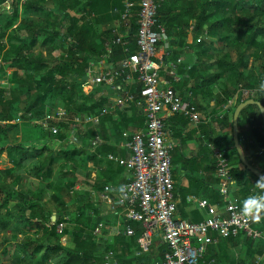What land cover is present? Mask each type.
I'll return each mask as SVG.
<instances>
[{"label":"trees","instance_id":"1","mask_svg":"<svg viewBox=\"0 0 264 264\" xmlns=\"http://www.w3.org/2000/svg\"><path fill=\"white\" fill-rule=\"evenodd\" d=\"M7 1L0 0V9H4ZM56 1L55 5L63 13V18L70 23L67 33L63 36L56 31L47 37L45 34H38L36 24H33L31 17L27 15L22 17L17 27L19 30L25 29L27 34L19 33L16 36L14 32H8L7 28L15 23L19 15V0L12 1L10 9L7 10L9 14L4 11L9 16L5 25L2 24L0 13V80L3 79L2 82H5L8 87L0 85V90H2L0 93V231L11 232L9 242L16 248L21 247V254L12 260L13 264H100L104 253L114 251L110 245L105 246L103 252L97 250L100 243L93 236V229L99 220L98 216L85 217L83 213L85 207L91 206L89 199L78 200L77 203H80L81 206L73 212L66 210L63 196H72L73 193L70 192H73L74 184L66 178L70 173L67 166L60 167L55 176V181H57L50 185L54 187L53 200L59 202V211L56 213V220L53 224L49 212L45 213L41 206L42 198L45 196L44 186L40 185L33 193L29 191L25 194L15 189L16 186L21 187L20 182L23 177L28 176L29 170L38 179L45 180L52 176L53 171L49 165H32V169L22 167L26 159L28 145L37 143V136L45 133L41 127V120L48 111L52 108L62 107L67 112L68 118H72L77 115H97L110 104V95L107 92L104 93L103 85L96 87L89 94H85L83 88L86 85L87 70L105 54L104 43H112L114 40V35L111 32L112 27L121 26L120 14L124 9L125 0ZM44 2L46 0H24L21 7L35 13ZM199 3L200 13L192 25H186L187 28L192 26L194 33H203L206 39L208 37L216 38L218 32L219 38L215 41L202 39L198 46L215 45L217 47L219 43L229 48L217 60L215 73L206 78L204 82L214 84L219 79L226 77L227 96L239 94L240 102L257 99L264 106V91L256 87L264 83V74L260 73L258 78L254 79L255 70L264 69V0H199ZM136 13L137 8L135 7L128 18L126 41L131 51L137 49ZM158 20L165 26L159 15ZM103 22H112L113 24L107 30L100 32L99 27ZM204 26L206 29H203ZM58 42L61 44V48L63 44L66 46V55L60 56L56 66L40 73L37 80L33 79L32 88L25 90L23 94L27 95L31 92L30 90H34L37 96L32 104L21 107L20 97L22 98L23 94L19 93L20 96L14 94L21 81L18 77L19 71H24L27 64L39 62L38 59L33 58L35 55L31 54L36 45L46 46L48 43L57 45ZM111 48L112 55L109 61L115 64L125 55L120 46L112 44ZM230 48L237 52L235 62L229 60L228 51ZM219 49L223 52L222 47ZM68 69L71 70V73L67 75L66 70ZM242 69L243 72H241ZM245 70H248V73L244 74ZM59 87L64 89L61 99L56 94ZM257 89L259 97L248 95L249 91ZM240 90L247 94L240 93ZM4 97L6 99H3ZM78 98H81L82 102L79 103ZM229 100L231 98L225 99V104ZM38 102L41 104L36 106ZM240 116L252 117L253 141L261 149L264 146V127L258 107L247 106L240 112ZM17 118L21 119L20 123L14 122ZM230 119L231 113L227 121V129L230 133L229 144L228 146L219 144V146L227 151L230 178L237 186H240L244 197H247L258 179L245 169L237 157L233 148ZM107 121H111V124L116 123L111 120L110 115H106L99 119L98 124ZM94 127L93 125L88 126L86 133L82 135L79 146L68 144L67 124H62L60 133L52 136L57 142L63 144L62 152L66 162H74L75 156H80L84 160V156L89 152L90 141L95 136ZM19 132L21 137L18 141L17 134ZM41 143L47 144L45 141ZM5 156L6 158H4ZM4 160L12 164V167L1 169V163ZM51 161L52 159H50ZM249 163L264 174V167H258L251 161ZM66 181L67 183H65ZM12 201L17 202L16 209L9 210L8 206ZM1 210H5L4 219H1ZM26 211L29 213L25 214ZM60 224L63 225V229L58 232L57 226ZM20 235H22L21 238ZM64 238H66V245L62 244ZM248 241L252 243L254 240L249 239ZM255 242L257 243L253 248L254 252L261 253L264 250V243L262 241ZM151 251L152 248L147 254L136 256L137 264H151L153 260L150 257Z\"/></svg>","mask_w":264,"mask_h":264},{"label":"crops","instance_id":"2","mask_svg":"<svg viewBox=\"0 0 264 264\" xmlns=\"http://www.w3.org/2000/svg\"><path fill=\"white\" fill-rule=\"evenodd\" d=\"M12 1L8 0L4 5V9H0L3 25L8 21L9 16L6 13L9 14L7 10L10 9ZM23 1L19 0V15L15 23L7 28L8 32H14L16 36L19 33L27 34L25 29L19 30L17 28L22 17L27 15L31 17L33 24H36L38 34H45L47 37L53 31L60 33L62 36L67 33L70 23L63 18V13L55 5L56 0H46L35 13L23 9L21 7ZM157 2L159 4L158 15L166 26L168 41H170V49L167 52L159 51L157 56L162 65L161 79L163 83L166 82L172 87L178 98L192 102L202 116L201 123L198 125H194L187 117L180 114H168L166 119V129L170 131V138L174 144L171 173L174 182V198L177 205L176 217L188 222H199L204 217V210L195 203L188 202V197L205 198L209 203L215 205L221 213H224L225 194H222L220 189H225L231 197L237 198L240 204L246 198L240 186L235 183H228L217 176L214 158L207 146L209 143L228 146L230 137L227 129L228 116L231 113L230 122H232V113L235 107L241 103L239 101L241 96L239 94L227 96L226 77L219 79L214 84L204 82L217 70V66L210 63L211 59L221 58L229 48L219 43L217 47L215 45L198 46L202 39L215 41L219 38L218 32L216 38L208 37L206 39L203 33H194L192 26L187 28L186 25H192L200 13L199 0H157ZM88 12L91 13V11ZM71 14L74 15V13ZM254 21H257V19H254ZM111 24L113 23H101L100 32L107 30ZM203 29H206V26ZM218 46L223 48V52L220 51ZM228 54L232 57L233 62L237 59V52L233 48H230ZM177 58H182V63L177 68V74L181 80L174 81L171 78L170 70L172 64L176 63ZM188 67L189 69H187ZM241 72H243V69ZM246 73H248V70L244 71V74ZM260 73L264 74V69L255 70V80ZM256 87L260 89V86ZM258 89L253 90L251 95L257 96ZM131 90L135 101L138 99L143 101L142 85L135 83L132 85ZM106 92L108 95L113 96L111 92L105 89L104 93ZM228 98H231V105L224 108L226 106L225 99ZM253 100L259 102L257 99ZM204 113H210V119L207 120ZM110 117L112 121H116L115 124L107 121L95 125L94 132L95 135L100 137L101 143L95 147L89 144V152L84 156V160L80 156H75L74 162H66L62 152L64 149L62 143L57 142L47 131H44L45 133L42 135H38L37 143L34 142L32 145H28L26 159L22 167L32 169V165H49L53 171L52 176L45 180L38 179L29 170L28 176L23 177L20 182L21 187L16 186L15 189L25 194L29 191L33 193L40 185L44 186L45 196L42 198L41 206L45 213L49 212L53 224L55 221H52L51 217L55 216L56 220L59 202L53 200L54 187L50 185L57 181H55V176L60 167L67 166L70 173L66 178L74 184L72 187L73 192H70L73 193L72 196H63L66 210L73 212L81 206L80 203H77L78 200L89 199L91 206L85 207L83 213L85 217L98 216L99 220L93 229V236L97 238L99 245H102L103 249L107 245L111 246L117 264H137L136 253L140 226L133 224L134 237L116 234L126 221L124 208L119 201L120 187L127 178L128 173L122 167L109 161L107 156L113 154L124 159L129 157L130 154L125 145L131 134L144 129L143 109L137 104H132L122 110L115 109ZM252 123V117L239 115V144L248 162L251 161L252 164L258 167H264V153L258 157L260 148L253 141ZM124 135L128 138H123ZM17 137L19 141L20 132ZM42 141L47 142V144H42ZM50 159H52L51 162ZM2 167L1 169L11 168L12 164L4 160ZM105 187H108V190H105ZM254 192H256L255 188L250 191L249 195L254 194ZM16 204V201L10 202L8 209H16ZM28 213L29 211L25 212V214ZM99 223L103 227L99 233H94ZM248 240L243 235L236 239H219L216 245L207 247L199 264L250 262L253 256L257 254V251L254 252L253 250L257 242L249 243ZM154 243H157L158 249H155L157 254L152 260L153 264L161 259V253L165 250V245L159 233L154 236L152 247ZM212 260L213 262H211Z\"/></svg>","mask_w":264,"mask_h":264},{"label":"built area","instance_id":"3","mask_svg":"<svg viewBox=\"0 0 264 264\" xmlns=\"http://www.w3.org/2000/svg\"><path fill=\"white\" fill-rule=\"evenodd\" d=\"M124 9L120 14V27H112L114 35L112 43L105 42V54L102 55L87 70L85 94L103 85L110 96V104L97 115H82L68 118L62 107L52 108L41 120V127L52 136L58 135L61 125L67 124L68 144L79 146L82 135L88 126L97 125L100 118L111 115L115 109H125L137 104L143 109L144 129L130 135L126 148L129 157L121 158L109 154L107 159L122 167L128 176L120 187V205L125 211V223L116 232L117 235L134 237V223L141 227L138 236L136 256L147 254L153 245L154 236L159 233L165 245L162 258L155 264H199L200 258L210 245H216L219 239L238 238L240 235L254 241L264 243V223H253L241 214V204L231 197L225 189L224 213L205 198L190 196L188 202L195 203L204 210V218L199 222H188L176 217L177 205L174 198V182L171 173L172 151L174 144L170 131L166 129L168 114H180L187 117L194 125L201 123L202 116L196 106L176 96L168 83H163L161 61L158 52L170 49L165 26L158 20L157 0H125ZM137 8L136 47L131 51L127 45L128 18L134 8ZM122 48L123 59L112 64L111 45ZM182 58H177L172 64L170 75L174 81L181 80L177 74ZM189 69V67L187 68ZM142 85L143 101H135L131 87ZM3 86L7 87L5 82ZM8 88V87H7ZM242 94L247 92L240 90ZM252 94V91H249ZM231 105L227 101L224 108ZM210 119V113H204ZM17 118L14 122L20 123ZM101 143L98 135L91 139L90 145L95 147ZM209 150L215 159V172L220 179L234 183L229 176V159L227 151L216 144L209 143ZM264 153V146L258 155ZM108 190V187H105ZM103 227L97 225L94 233H99ZM63 225L57 226L60 232ZM114 252L107 251L101 264H117ZM213 262V260L211 261ZM235 264H264V250L255 254L250 262L237 261Z\"/></svg>","mask_w":264,"mask_h":264},{"label":"rangeland","instance_id":"4","mask_svg":"<svg viewBox=\"0 0 264 264\" xmlns=\"http://www.w3.org/2000/svg\"><path fill=\"white\" fill-rule=\"evenodd\" d=\"M4 44V40L2 41ZM60 43L58 42L57 45L48 43L46 46L36 45L33 52L31 54L35 55L33 58L38 59L39 62H32L31 65L27 64L24 71H19L18 77L20 78L18 89L14 91L15 95H19V93L23 94L25 90H29L32 88L33 79H38V75L44 71H47L50 67H54L59 63L60 56L66 55V46L63 44L62 48L60 47ZM230 57V56H229ZM237 58V56H236ZM220 58H214L211 60L210 63L216 65L217 60ZM230 61H232V57L229 58ZM236 59L234 60V62ZM233 62V61H232ZM1 67V63H0ZM67 75L71 73V70H66ZM33 76L34 78H32ZM3 79L0 80V85L2 84ZM1 87V86H0ZM1 89V88H0ZM2 90H0L1 93ZM31 92L27 95H22V98L20 97V100L22 101L21 107L29 106L33 103L34 99L37 96V93L34 90H30ZM67 91V89H65ZM64 89L61 87L57 90V96L59 99L63 98ZM250 95V94H248ZM6 96V95H5ZM17 96V97H19ZM3 99H6L5 97ZM78 102H82L81 98H78ZM41 102H38L36 106H39ZM1 105V102H0ZM37 108V107H36ZM36 112V111H35ZM128 138L124 135L123 138ZM172 162V161H171ZM2 167V163H1ZM3 168V167H2ZM5 216V210H1V219H4ZM11 232H8L7 230L0 231V264H13L12 260L15 259L17 255L21 254V247L16 248L13 244L9 242V237L11 236ZM20 238L22 235L19 236ZM99 238V237H98ZM52 240V239H50ZM62 244L66 245V238L62 240ZM157 244V243H156ZM154 243V246L152 247V251L150 253V257L154 258L157 254V251L155 249H158L157 245ZM20 245V244H19ZM21 246V245H20ZM97 250L100 252H103L102 245H98ZM231 264H234L233 262Z\"/></svg>","mask_w":264,"mask_h":264},{"label":"water","instance_id":"5","mask_svg":"<svg viewBox=\"0 0 264 264\" xmlns=\"http://www.w3.org/2000/svg\"><path fill=\"white\" fill-rule=\"evenodd\" d=\"M254 105L256 107H258L259 109V113L260 116L262 118V122L264 125V106L258 102L255 101L253 99H248L244 102L239 103L233 113H232V140H233V148L235 149L236 153H237V157L239 159V161L241 162V164L245 167V169L247 171H249V173H251L254 177H256L257 179H259L261 176H264V174L260 171H258L257 169H255L245 158L243 151L240 147L239 144V139H238V118L240 115V112L247 106H251ZM52 221H55V216H52Z\"/></svg>","mask_w":264,"mask_h":264},{"label":"clouds","instance_id":"6","mask_svg":"<svg viewBox=\"0 0 264 264\" xmlns=\"http://www.w3.org/2000/svg\"><path fill=\"white\" fill-rule=\"evenodd\" d=\"M260 89L264 91V83L260 85ZM254 188L257 191L242 201L240 211L251 222L260 223L264 220V176L256 181Z\"/></svg>","mask_w":264,"mask_h":264}]
</instances>
